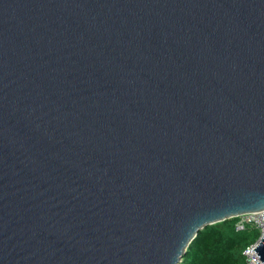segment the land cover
Here are the masks:
<instances>
[{
    "label": "water",
    "instance_id": "obj_1",
    "mask_svg": "<svg viewBox=\"0 0 264 264\" xmlns=\"http://www.w3.org/2000/svg\"><path fill=\"white\" fill-rule=\"evenodd\" d=\"M262 209L264 0H0V264H182Z\"/></svg>",
    "mask_w": 264,
    "mask_h": 264
},
{
    "label": "trees",
    "instance_id": "obj_2",
    "mask_svg": "<svg viewBox=\"0 0 264 264\" xmlns=\"http://www.w3.org/2000/svg\"><path fill=\"white\" fill-rule=\"evenodd\" d=\"M236 220L233 217L204 227L190 243L182 264H247L243 250L260 232L251 226L238 231Z\"/></svg>",
    "mask_w": 264,
    "mask_h": 264
},
{
    "label": "built area",
    "instance_id": "obj_3",
    "mask_svg": "<svg viewBox=\"0 0 264 264\" xmlns=\"http://www.w3.org/2000/svg\"><path fill=\"white\" fill-rule=\"evenodd\" d=\"M237 217L235 228L238 231L245 230L246 227L251 226L259 230V238L245 247L243 254L247 264H264L261 257L257 254L254 248L260 243L261 237L264 236V209L253 212H246Z\"/></svg>",
    "mask_w": 264,
    "mask_h": 264
}]
</instances>
